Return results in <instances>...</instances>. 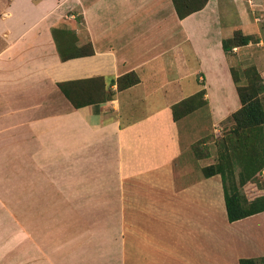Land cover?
<instances>
[{
    "label": "crops",
    "instance_id": "1",
    "mask_svg": "<svg viewBox=\"0 0 264 264\" xmlns=\"http://www.w3.org/2000/svg\"><path fill=\"white\" fill-rule=\"evenodd\" d=\"M2 1L0 264L264 256V211L229 221L220 174L177 166L191 133L171 110L201 86L214 121L240 107L222 40L238 28L253 33V0H208L184 18L172 0ZM53 28L58 40L62 31L76 46L91 42L93 53L61 60ZM128 72L138 81L118 88ZM65 81L89 92L96 81L111 96L75 107L58 86ZM211 83L222 100L210 99ZM64 170L71 183L57 179Z\"/></svg>",
    "mask_w": 264,
    "mask_h": 264
},
{
    "label": "trees",
    "instance_id": "2",
    "mask_svg": "<svg viewBox=\"0 0 264 264\" xmlns=\"http://www.w3.org/2000/svg\"><path fill=\"white\" fill-rule=\"evenodd\" d=\"M208 0H172L179 18L202 9ZM56 29H52L57 51L61 60L93 53L91 42L81 46L75 45L73 37L64 35L58 40ZM252 33H244L240 28L233 31L232 36L222 40L225 54H229L234 47L257 41ZM235 88L239 97L240 107L230 114L232 125L219 139L220 153L216 163L203 167V175L208 177L220 174L223 183L224 202L229 221H235L249 215L264 211V177L259 188L263 193L249 199L243 186L248 181L255 180L256 175L264 176V107L261 93L264 91V82L260 73L254 69H247L245 81L242 83L236 71L230 67ZM97 80V79H95ZM138 81L134 72H128L117 78L118 88H125ZM78 81L58 82L62 92L68 97L75 107L84 104L100 102L111 96L110 89L101 91L99 84L93 85L94 90L73 87ZM204 88L196 93L186 96L171 105L173 119L178 121L183 116L199 106L204 98ZM236 178V179H235ZM239 264H264V256L242 257Z\"/></svg>",
    "mask_w": 264,
    "mask_h": 264
},
{
    "label": "rangeland",
    "instance_id": "3",
    "mask_svg": "<svg viewBox=\"0 0 264 264\" xmlns=\"http://www.w3.org/2000/svg\"><path fill=\"white\" fill-rule=\"evenodd\" d=\"M7 0H3L1 4L6 5ZM248 6V12L250 19L255 23L250 25L247 32H253L252 35L254 38H258L257 41H251L248 45L243 46L238 51L234 53L226 54L229 58L231 68H233L238 77L243 83L245 81V75L247 69H254L256 72L260 73L262 80L264 82V6L262 5L261 0L245 1ZM227 7V5H226ZM229 9L231 8L228 6ZM233 34V33H232ZM229 34L226 38L232 36ZM196 77V76H195ZM193 84H196L194 77L192 78ZM187 80L186 85H193L190 81ZM205 94L204 98L207 100L206 89L204 86ZM200 88V89H201ZM190 89V88H189ZM210 99L212 101L222 100L220 96L221 89L217 87L215 83L210 85ZM197 92V91H196ZM194 92V93H196ZM192 93V94H194ZM191 95V94H190ZM261 100L264 107V91L260 94ZM198 101L199 106L193 109L191 112L179 119L181 133H191L190 137H182L185 146H183V153L177 159V166L187 165L191 166L193 175H203V167L209 164L216 163L219 156L220 146L218 144L221 136L231 127L232 120L231 117H224L222 120L214 121L210 113V107L207 100V103L203 102V99L200 98ZM190 130V131H189ZM189 131V132H187ZM37 171H32V181L39 182V178H35ZM57 177V176H56ZM263 172L261 175H256L255 180L257 181H248L242 187L245 195L250 199L258 196L259 192L262 194V189L259 188L260 184H263ZM64 179L65 182L71 183L72 173L71 170H64V173L57 177V179ZM95 176L87 174V179H93ZM236 179V178H235ZM51 181H48V184H51ZM55 183V182H53ZM52 183V184H53ZM260 190V191H259ZM54 191V190H53ZM36 207L42 206L40 202H34ZM223 246H220V252L222 251ZM215 251V247L211 246L210 250L207 251V254ZM224 252L220 255L214 253L209 257L210 264H219L224 262L225 257Z\"/></svg>",
    "mask_w": 264,
    "mask_h": 264
}]
</instances>
